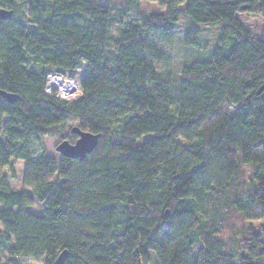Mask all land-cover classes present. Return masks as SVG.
Returning a JSON list of instances; mask_svg holds the SVG:
<instances>
[{
    "label": "trees",
    "instance_id": "16d2710c",
    "mask_svg": "<svg viewBox=\"0 0 264 264\" xmlns=\"http://www.w3.org/2000/svg\"><path fill=\"white\" fill-rule=\"evenodd\" d=\"M142 1L160 9L145 13ZM0 8L12 12L0 20V91L17 96L0 94V236L9 242L0 264H56L63 251L60 264H264V0ZM243 13L261 18L257 34ZM180 19L187 49L202 26L219 24L215 42L204 58L158 71L153 62L167 54L152 35H170ZM52 72L80 92L46 94ZM73 126L100 134L84 159L35 151L44 136L73 143ZM16 177L21 190L11 188ZM36 202L42 214L27 209Z\"/></svg>",
    "mask_w": 264,
    "mask_h": 264
},
{
    "label": "rangeland",
    "instance_id": "374dc122",
    "mask_svg": "<svg viewBox=\"0 0 264 264\" xmlns=\"http://www.w3.org/2000/svg\"><path fill=\"white\" fill-rule=\"evenodd\" d=\"M106 0H102V2H105ZM140 9L143 12L147 11H153L158 12L160 9L156 3L151 1H142L140 5ZM141 16L138 13H130L128 14V21H137ZM238 18L242 20V22L249 27L254 33H258L260 31V27L262 24V20L258 15H254L251 13H243L238 15ZM185 20L180 19L179 25L175 29L173 33H170L168 36H155L152 35L153 39L160 44L163 49L165 50V58L160 60V62H153V64L156 66L158 71H161L163 69H174L175 67H179L182 65L183 61L193 60V58H200L205 57L209 55V51L212 48L214 44V40L216 37L217 29L219 27V24H213V26H206L201 28L202 32L198 39V46L194 47L192 49H187L185 46H183L180 42V38L183 34V25L185 24ZM117 27L115 26L112 28V34L115 33V29ZM84 69L83 66L81 68H78L77 70V77L80 76L83 73ZM77 79V78H76ZM77 83L78 81L75 80ZM78 86V85H77ZM76 89V88H75ZM78 90H76L75 93H77ZM73 96V95H72ZM71 97V96H70ZM74 123H70L69 126H72ZM61 138L55 137L51 138L48 136L40 137L37 142L34 143V149L37 151V153L44 149L46 151V154L53 158H59L60 154L56 150V144L60 142ZM6 171V170H4ZM10 185L11 188L14 190H21V183L16 178L10 179ZM44 204L36 202L34 205L27 207V209L34 213V214H42ZM252 225V224H251ZM254 226V224H253ZM0 231H1V225H0ZM9 242H4L2 237L0 236V256L3 257L5 255V248L8 247ZM21 264H42V259L36 260L33 258L28 259H20ZM148 264H156V261H154V258L152 257L150 261H148Z\"/></svg>",
    "mask_w": 264,
    "mask_h": 264
},
{
    "label": "water",
    "instance_id": "95a60500",
    "mask_svg": "<svg viewBox=\"0 0 264 264\" xmlns=\"http://www.w3.org/2000/svg\"><path fill=\"white\" fill-rule=\"evenodd\" d=\"M11 13L10 10L0 8V20L10 19ZM258 92H260V90ZM0 94L8 103L17 99V96L10 93L8 94L4 91H0ZM70 133L76 135L77 139L73 143H70L67 139L61 140L56 144V150L61 156L73 159H84L86 155L97 146V141L100 137V134L97 135L88 131H82L77 126L71 127ZM66 255V251L61 252L56 260V264H60Z\"/></svg>",
    "mask_w": 264,
    "mask_h": 264
},
{
    "label": "built area",
    "instance_id": "2783aa9c",
    "mask_svg": "<svg viewBox=\"0 0 264 264\" xmlns=\"http://www.w3.org/2000/svg\"><path fill=\"white\" fill-rule=\"evenodd\" d=\"M45 81L46 84L43 91L48 95L54 94L61 100L72 99L80 92L78 83L68 76H62L58 73L52 72L46 75ZM76 90H78L77 93H75Z\"/></svg>",
    "mask_w": 264,
    "mask_h": 264
}]
</instances>
